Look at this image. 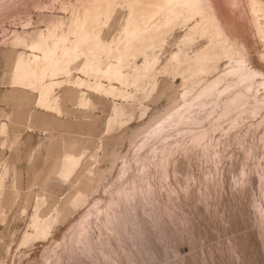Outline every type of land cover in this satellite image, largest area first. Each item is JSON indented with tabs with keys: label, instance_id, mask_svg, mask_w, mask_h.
<instances>
[{
	"label": "rangeland",
	"instance_id": "1",
	"mask_svg": "<svg viewBox=\"0 0 264 264\" xmlns=\"http://www.w3.org/2000/svg\"><path fill=\"white\" fill-rule=\"evenodd\" d=\"M249 1L218 7L242 45L218 70L186 84L161 73L154 89L129 88L128 100L89 93L86 105L80 90L57 88L58 113L11 84V65L29 54L40 30L54 23L66 30L72 6L84 0H0V264H264V0L257 13ZM126 12L112 15L105 40ZM172 28L156 43L157 68L172 52L190 57L204 42ZM231 62L260 72L249 100L193 106L197 120L151 134L182 93L193 97ZM115 104L123 115L108 129ZM72 153L82 157L65 179L61 166Z\"/></svg>",
	"mask_w": 264,
	"mask_h": 264
},
{
	"label": "bare ground",
	"instance_id": "2",
	"mask_svg": "<svg viewBox=\"0 0 264 264\" xmlns=\"http://www.w3.org/2000/svg\"><path fill=\"white\" fill-rule=\"evenodd\" d=\"M249 2L257 13L258 0ZM223 4L241 8L242 0H84L81 7L72 6L66 30L59 32L58 23L46 31L40 30L36 39L29 43L31 53L27 56L20 54L15 59L11 65L13 84L26 83L30 89L38 91L42 107H45L54 89L63 84L117 100L134 97V93L129 91L132 87L136 92H143L148 86L154 89L161 73L173 77L180 75L186 84L194 76L218 70L224 58H235L241 52L242 45L229 31L230 23L226 22L229 17L219 13V6ZM117 9L127 11L124 22L114 38L105 40V28L110 29V18ZM253 20L260 29L257 18ZM177 24L186 31L184 37L196 36L204 42L190 57L183 56L181 49L172 52L168 60L157 68L160 58L155 53L156 43L159 40L164 42L163 36ZM101 55L107 59L104 64ZM139 57L142 61L131 65L130 61ZM241 59L242 56L235 60ZM230 74L237 76L235 83H227L226 77ZM258 75L260 72L253 66L239 68L231 62L229 69L218 71L214 77L204 80L193 97H188V90L182 93L180 103L171 105L155 119L149 131L157 136L182 119L197 120L193 115L196 111L193 106L201 110L220 98L234 105L245 102ZM261 84L264 85V78ZM87 103V97L81 99V104ZM122 115L121 106L115 104L112 116L106 121L107 128L110 129ZM81 157V154L75 153L66 155L62 160L61 177H70ZM89 213L82 219H86ZM35 214L39 218L38 210ZM38 220L32 224L33 228ZM28 235H25L24 241Z\"/></svg>",
	"mask_w": 264,
	"mask_h": 264
},
{
	"label": "crops",
	"instance_id": "3",
	"mask_svg": "<svg viewBox=\"0 0 264 264\" xmlns=\"http://www.w3.org/2000/svg\"><path fill=\"white\" fill-rule=\"evenodd\" d=\"M28 46H29V45H28ZM28 51H29V54H30L31 51L29 50V47H28ZM29 54H27V55H29ZM11 84L14 85V86H16V87H23L25 90H30V91L36 92V93H37V96H36V103H37L39 106H41L40 101H39V93H38V91L30 89L26 83H23V84H21V85L13 84V79H11ZM65 86L76 88V87H74V86L71 85V84H63V85H61V86H59V87H56V88L54 89L53 94L51 95V97L46 101V103H45V107H43V108H46V109H48V110H50V111H52V112H58V113H61V108H60V105H59V99H60V98H59V96H58L57 94H55V93H56L55 90H56L57 88H63V87H65ZM76 89H78V88H76ZM78 90H80V92H81V96H82L81 99L84 98V97H87L89 93H91V94H93V95H96L95 93H92L91 90H88V89H85V88H81V89H78ZM97 95H99V94H97ZM80 103H81V102H80ZM82 105H86V104H82ZM41 107H42V106H41ZM68 155H69V154H68Z\"/></svg>",
	"mask_w": 264,
	"mask_h": 264
}]
</instances>
